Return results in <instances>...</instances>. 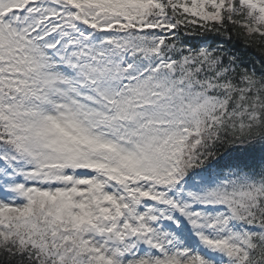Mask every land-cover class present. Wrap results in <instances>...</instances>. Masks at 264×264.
Instances as JSON below:
<instances>
[{"label": "snow or ice", "instance_id": "obj_1", "mask_svg": "<svg viewBox=\"0 0 264 264\" xmlns=\"http://www.w3.org/2000/svg\"><path fill=\"white\" fill-rule=\"evenodd\" d=\"M0 264H264V0H0Z\"/></svg>", "mask_w": 264, "mask_h": 264}, {"label": "trees", "instance_id": "obj_2", "mask_svg": "<svg viewBox=\"0 0 264 264\" xmlns=\"http://www.w3.org/2000/svg\"><path fill=\"white\" fill-rule=\"evenodd\" d=\"M194 43L197 42V41H193Z\"/></svg>", "mask_w": 264, "mask_h": 264}]
</instances>
